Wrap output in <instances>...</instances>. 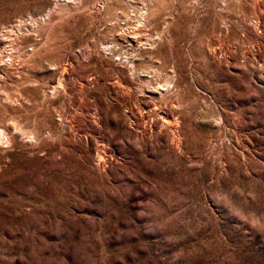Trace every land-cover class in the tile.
I'll list each match as a JSON object with an SVG mask.
<instances>
[{"label":"rangeland","instance_id":"1","mask_svg":"<svg viewBox=\"0 0 264 264\" xmlns=\"http://www.w3.org/2000/svg\"><path fill=\"white\" fill-rule=\"evenodd\" d=\"M0 130V264H264V0H0Z\"/></svg>","mask_w":264,"mask_h":264},{"label":"bare ground","instance_id":"2","mask_svg":"<svg viewBox=\"0 0 264 264\" xmlns=\"http://www.w3.org/2000/svg\"><path fill=\"white\" fill-rule=\"evenodd\" d=\"M65 66L63 67V69L61 70V73H60V76H62L63 75V73H64V71H65ZM1 134H2V131L0 130V136H1ZM1 139V138H0Z\"/></svg>","mask_w":264,"mask_h":264}]
</instances>
